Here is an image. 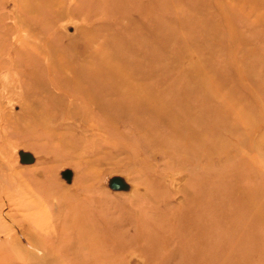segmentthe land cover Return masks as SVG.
Returning <instances> with one entry per match:
<instances>
[{
  "label": "rangeland",
  "instance_id": "obj_1",
  "mask_svg": "<svg viewBox=\"0 0 264 264\" xmlns=\"http://www.w3.org/2000/svg\"><path fill=\"white\" fill-rule=\"evenodd\" d=\"M110 1L0 0V264H264V0Z\"/></svg>",
  "mask_w": 264,
  "mask_h": 264
},
{
  "label": "bare ground",
  "instance_id": "obj_2",
  "mask_svg": "<svg viewBox=\"0 0 264 264\" xmlns=\"http://www.w3.org/2000/svg\"><path fill=\"white\" fill-rule=\"evenodd\" d=\"M97 2H100V0H71L70 2V10L71 11H81L82 9L84 8H88V7H92V8H95L97 9ZM108 8H110L113 12V14H115L114 16H119L121 14H125L126 12H137L138 11V8L136 7V5L133 4L132 0H111L110 3H108ZM68 26V25H67ZM130 42V41H129ZM121 46V44H119ZM118 45V46H119ZM14 67H16V62L14 64ZM40 75H43L44 77L47 76V79L49 82H52L56 83V80H55V74L53 73H49V72H43L41 73ZM252 159V158H251ZM251 159H247L246 163L247 165L250 164V162L252 161ZM256 166H259V164L257 163ZM258 169V168H257ZM257 169H255L256 173H258L256 175L255 171H252L254 173H250L247 171H244L246 172V174H249L251 175L250 178L251 179H256L258 178V183L260 182V175H259V172H257ZM253 174V175H252ZM255 188H258L259 185L256 184L257 183V179L255 180ZM232 196L230 195L229 198H231ZM248 197L251 198V200L253 199V201L256 200L257 198V195L254 193V191L252 192V190L249 192L248 195L245 196L244 199H248ZM228 198V197H227ZM262 216H261V212L259 210V208H255V211L253 213V216H252V225L249 229H247L245 232H241L239 234L240 238L239 239H235V237L237 236L238 234V229L237 231H229V233L227 234V238H226V242L230 244V246L232 247L233 245L235 244H238V249L235 248V246L233 247V249H230L229 250L231 251V254H235L236 251H238V257H235L237 259L238 262L240 261H244L246 260L247 258H250L251 256V250L252 251L254 250V247H250L253 243H258V239H255L256 235L258 234V232L264 227V222H262L261 220ZM231 235V237H230ZM249 237L251 236V238H248V240L246 241H243V237ZM225 241V240H224Z\"/></svg>",
  "mask_w": 264,
  "mask_h": 264
}]
</instances>
